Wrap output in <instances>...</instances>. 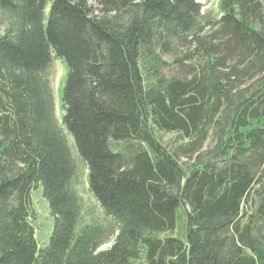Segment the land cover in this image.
Masks as SVG:
<instances>
[{
	"label": "trees",
	"instance_id": "1",
	"mask_svg": "<svg viewBox=\"0 0 264 264\" xmlns=\"http://www.w3.org/2000/svg\"><path fill=\"white\" fill-rule=\"evenodd\" d=\"M218 6L210 19L196 0H52L44 17L46 0H0V264H264V0ZM52 54L108 226L76 230Z\"/></svg>",
	"mask_w": 264,
	"mask_h": 264
},
{
	"label": "rangeland",
	"instance_id": "2",
	"mask_svg": "<svg viewBox=\"0 0 264 264\" xmlns=\"http://www.w3.org/2000/svg\"><path fill=\"white\" fill-rule=\"evenodd\" d=\"M52 0H46V7L44 9V17L47 15L49 4ZM202 4V12L210 19H217L220 15L219 0H196ZM96 7V5H94ZM168 55H165L163 59H168ZM67 74L66 64L51 55V61L45 71V77L48 85L51 89L54 99V115L56 121L60 125L63 133L65 134L68 147L70 149L71 156L74 161L75 170L71 179V189L74 191L78 205H79V217L77 219V232L85 225L98 224L101 226H108L112 224L109 217L105 216L99 203L94 198L89 190L88 185V169L86 164L79 157L75 144L70 134L62 125L63 116V104L61 101L62 91L65 84ZM156 137L164 144L173 146L177 137L173 133L156 132ZM183 162V159L181 160ZM181 213V212H180ZM29 222L34 228V236L38 247H42L48 239V236L52 229V217L49 214L48 206L41 194V186L38 183L37 187L30 193V205H29ZM181 215V214H180ZM182 217V215L180 216ZM167 235H181V222L178 224V228ZM108 244L103 245L101 248L107 247ZM134 264H146L143 259L136 261Z\"/></svg>",
	"mask_w": 264,
	"mask_h": 264
}]
</instances>
